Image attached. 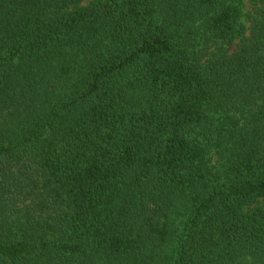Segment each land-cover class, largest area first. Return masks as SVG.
I'll return each mask as SVG.
<instances>
[{
  "label": "trees",
  "instance_id": "trees-1",
  "mask_svg": "<svg viewBox=\"0 0 264 264\" xmlns=\"http://www.w3.org/2000/svg\"><path fill=\"white\" fill-rule=\"evenodd\" d=\"M83 2L0 0V264H264V0Z\"/></svg>",
  "mask_w": 264,
  "mask_h": 264
},
{
  "label": "rangeland",
  "instance_id": "rangeland-1",
  "mask_svg": "<svg viewBox=\"0 0 264 264\" xmlns=\"http://www.w3.org/2000/svg\"><path fill=\"white\" fill-rule=\"evenodd\" d=\"M91 1H92V0H84L83 5H87V4H89ZM255 8H256V7H254L253 5H251V4L247 3V2H245L244 8H243V13H244V14H252V13H253V10H254ZM242 22H243V24H244L245 27H248V26H249V23H248V21H247L246 18H245V20H244V18H243V19H242Z\"/></svg>",
  "mask_w": 264,
  "mask_h": 264
}]
</instances>
